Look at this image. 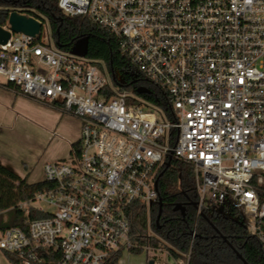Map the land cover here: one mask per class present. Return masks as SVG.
<instances>
[{"label":"built area","instance_id":"2783aa9c","mask_svg":"<svg viewBox=\"0 0 264 264\" xmlns=\"http://www.w3.org/2000/svg\"><path fill=\"white\" fill-rule=\"evenodd\" d=\"M58 6L118 37L139 73L165 89L170 115L127 90L120 68L75 44L59 46L48 19L30 6H11L1 25L11 36L0 43V84L79 118L81 133L68 159L44 164L48 185L19 204L24 225L0 227L8 263L102 264L142 247L132 210L158 202L156 180L170 155L193 166L199 211L241 223L264 248V0ZM12 11L40 21V31L13 32Z\"/></svg>","mask_w":264,"mask_h":264},{"label":"trees","instance_id":"16d2710c","mask_svg":"<svg viewBox=\"0 0 264 264\" xmlns=\"http://www.w3.org/2000/svg\"><path fill=\"white\" fill-rule=\"evenodd\" d=\"M21 5L30 6L33 10L29 12L48 19L53 38L62 48L69 49L78 39L88 36L90 58L101 59L110 68H120L129 89H137V82L150 87V94L135 91L170 115L165 89L151 85L139 73L123 53L120 39L110 31L88 18L66 16L58 0H0V25L6 23L11 6ZM1 85L19 93L12 84ZM73 145L77 146L78 142ZM47 185L44 180L29 182L0 164V227L23 226L27 214L19 204L33 199ZM159 194L163 201L160 227L156 223L158 202L149 209L136 203L132 210L133 239L142 246L133 248V252L139 253L145 246L158 249L165 241L171 257L187 256L188 264H264V248L244 225L205 209L198 210L196 175L190 163L173 160L160 177ZM177 205L185 208L184 213L175 209ZM29 215L35 218L45 213L31 210ZM149 230L158 237L149 235ZM120 258V254H114L102 264H119Z\"/></svg>","mask_w":264,"mask_h":264},{"label":"rangeland","instance_id":"374dc122","mask_svg":"<svg viewBox=\"0 0 264 264\" xmlns=\"http://www.w3.org/2000/svg\"><path fill=\"white\" fill-rule=\"evenodd\" d=\"M43 32L44 34L47 33L46 27H44ZM0 82L4 83L2 78H0ZM138 84L140 83H136V88ZM125 88L137 94L136 89H129L127 86ZM128 102L137 103V101L130 100ZM41 105L53 107L20 93L15 94L12 90L0 93V127L9 129L17 135L20 145L23 146V156L30 160L33 168L29 179L34 181L43 179V173L39 165L35 166L36 159L34 158L41 160L50 156L51 152L56 149L59 152V158L56 160L68 159L71 153V143L76 142L81 133L79 118L59 110L64 117L63 125L58 126L56 117L43 109ZM53 132H56L54 138L56 142L49 143V138L52 137ZM149 235L158 237L152 230H149ZM167 245L168 243L164 241L157 250L144 249L139 253L124 251L121 254L119 264H148L150 259H155L158 264H188L187 256L180 259L172 258ZM0 264H9L2 251H0Z\"/></svg>","mask_w":264,"mask_h":264},{"label":"crops","instance_id":"0c3cea01","mask_svg":"<svg viewBox=\"0 0 264 264\" xmlns=\"http://www.w3.org/2000/svg\"><path fill=\"white\" fill-rule=\"evenodd\" d=\"M6 90H9V89H7L6 87L0 84V93L6 92ZM49 105H52V104H49ZM41 106L43 107V109L49 111L52 114V116L56 117L55 119L58 120L57 122L58 126L63 125L62 122H63L64 116L62 115V113H60L61 109L59 107H56L54 105H52L53 107L46 106V105H41ZM55 134L56 132H53L52 137L49 138L50 139L49 143L56 142V140L54 139ZM73 143H71V148H72ZM58 158H59V152L55 149L54 151L51 152L50 156L44 157L41 160L39 158H34L36 159L35 166L39 165L43 173L44 164L49 161H54ZM29 161L30 160H27L23 156V146L20 145V141L18 140L17 135H15V133H13L9 129H4L0 127V164L7 167L8 169H11L12 171L17 173L21 177L27 178L29 182H36L34 180L29 179L31 170H33V168L31 167V162Z\"/></svg>","mask_w":264,"mask_h":264},{"label":"water","instance_id":"95a60500","mask_svg":"<svg viewBox=\"0 0 264 264\" xmlns=\"http://www.w3.org/2000/svg\"><path fill=\"white\" fill-rule=\"evenodd\" d=\"M9 22L11 24V30L13 32H23L32 36H35L40 31L42 26L41 22L35 19L34 17L27 16L26 14L17 11L11 12L9 16ZM10 36H11V32L9 30L4 29L0 25V43H6L9 40ZM74 49L79 53L87 55L89 52V37L85 36L78 39V41L75 43ZM137 92L140 94H145V93H150L151 90L146 86H139L137 88ZM171 156L172 155H170L169 161L165 169L160 173L159 177L156 180V186L158 190H159L160 177L164 174V171L171 165ZM158 204H159V212L156 218V223L158 227H160V220L163 211V201L160 197V194H159ZM175 209L180 210L182 213H184L185 211V208L182 205H177ZM148 264H158V263L155 261V259H150Z\"/></svg>","mask_w":264,"mask_h":264}]
</instances>
